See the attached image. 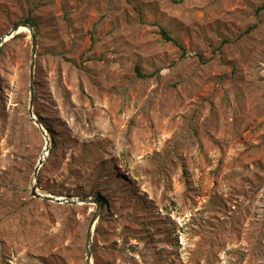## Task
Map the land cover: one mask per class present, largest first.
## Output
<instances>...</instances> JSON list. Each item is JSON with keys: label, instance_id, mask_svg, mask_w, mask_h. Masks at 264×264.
<instances>
[{"label": "rangeland", "instance_id": "rangeland-1", "mask_svg": "<svg viewBox=\"0 0 264 264\" xmlns=\"http://www.w3.org/2000/svg\"><path fill=\"white\" fill-rule=\"evenodd\" d=\"M263 5L0 0V264H264Z\"/></svg>", "mask_w": 264, "mask_h": 264}, {"label": "water", "instance_id": "water-1", "mask_svg": "<svg viewBox=\"0 0 264 264\" xmlns=\"http://www.w3.org/2000/svg\"><path fill=\"white\" fill-rule=\"evenodd\" d=\"M28 29L31 32L32 35V45H33V55H35L36 52V46H37V28L34 25H30L26 22H21V23H17L14 28L3 38L0 39V49L2 48V46L6 43V39H10L13 38L15 36V34H17L19 32L20 29ZM34 59V57H33ZM31 88H30V93H31V104H30V109H29V117L32 120V122L34 123V125L40 130L42 136L45 138L46 140V147L44 150V156L39 160V163L36 167L35 170V176H37L40 172V169L42 168V166L44 165L45 161H46V154H48L49 150H50V140H49V136L47 131L45 130V128L42 126V124L40 123V121L38 120V118L35 116L34 114V110H33V105H34V98H35V83H34V64L31 67ZM32 196L38 199H42L45 201H49L58 205H70V206H75V205H79L82 202H86V201H79V200H71V199H65V198H59V197H53V196H43L37 193V188L34 187L32 190ZM90 203V202H89ZM97 204V212L94 216V218L92 219L90 226H89V230H88V237H87V246L89 247L92 241V233H93V229L95 226V223L97 221V219L99 218L102 210H103V205L101 203V201L97 200L96 201ZM87 264H92L91 263V251H88L87 254Z\"/></svg>", "mask_w": 264, "mask_h": 264}, {"label": "trees", "instance_id": "trees-1", "mask_svg": "<svg viewBox=\"0 0 264 264\" xmlns=\"http://www.w3.org/2000/svg\"><path fill=\"white\" fill-rule=\"evenodd\" d=\"M264 10V5L261 7L260 11H263ZM26 23H31V24H34V22H32L31 20H26ZM160 35L162 36L163 40L167 43H172L174 44L181 52H182V56H185L186 53H185V48L183 46H181L166 30L164 29H161L160 31ZM137 70V74L140 78H145L144 75H142L140 72H139V69H136ZM31 122V120H30ZM49 130V129H48ZM102 199V198H101Z\"/></svg>", "mask_w": 264, "mask_h": 264}, {"label": "bare ground", "instance_id": "bare-ground-1", "mask_svg": "<svg viewBox=\"0 0 264 264\" xmlns=\"http://www.w3.org/2000/svg\"><path fill=\"white\" fill-rule=\"evenodd\" d=\"M19 31H25V29L24 28H22V29H20ZM12 38H8V39H6V42H8L9 40H11ZM45 155V154H44ZM47 155V154H46Z\"/></svg>", "mask_w": 264, "mask_h": 264}]
</instances>
